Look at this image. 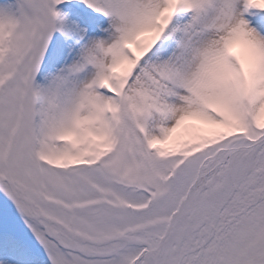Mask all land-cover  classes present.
Returning <instances> with one entry per match:
<instances>
[{"label":"snow or ice","instance_id":"1","mask_svg":"<svg viewBox=\"0 0 264 264\" xmlns=\"http://www.w3.org/2000/svg\"><path fill=\"white\" fill-rule=\"evenodd\" d=\"M0 264H264V0H0Z\"/></svg>","mask_w":264,"mask_h":264}]
</instances>
